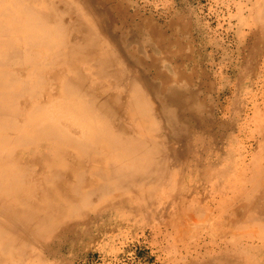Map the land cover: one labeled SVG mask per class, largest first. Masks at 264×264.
Masks as SVG:
<instances>
[{
    "label": "rangeland",
    "instance_id": "374dc122",
    "mask_svg": "<svg viewBox=\"0 0 264 264\" xmlns=\"http://www.w3.org/2000/svg\"><path fill=\"white\" fill-rule=\"evenodd\" d=\"M121 1L128 7L129 12L135 14L137 20H140L146 16H151L156 19H158L159 16L162 20H170V18H172L176 11H181V13H183L186 18H189L187 19V22L190 34L195 32V24H193L194 21L191 20L193 18L190 15L192 12L196 13V11L201 10L200 15H202L204 19L203 23H197L199 31L195 33L200 34V36H198V41L196 42L197 44L195 43V45L197 46V48H199V50H202L203 48V52L200 51V59L203 62L209 63L210 61H214L215 63V86L214 91H210L212 96H214V99L216 98L218 100V102H216L218 110L216 109L215 117L213 118V120L210 119L209 121V119L204 116L202 118L203 120L200 121L204 122L203 124H197L195 122L190 123L192 124L190 125L191 127L184 130V132L182 131L183 133H177L176 136L170 135V138L167 137V142L169 143V145H174L173 147L171 146V150H176L175 154L174 152L171 153V174L174 178H177V181L172 180L171 185L166 182L167 184H165V186H163V188L160 190L158 188H155L154 192L152 193L154 196L152 198L153 201H151L152 203H150L147 207L148 209L146 212L139 214L138 211L134 210L135 208L133 206L136 205V203H134V205L132 203L138 202V199L140 198L138 195L131 196V198L134 199L133 202L127 201V199L125 200L126 202L117 201V203L110 200H104L103 197L98 198L94 196L91 197L92 200L85 203V205L82 203L80 204V202H78L77 200L75 202L72 199H64L63 202L65 203L64 205L66 207H85V210L83 211L82 209L81 211H78L77 209H65L62 212L55 213L53 214V217L49 219V221H52L47 223L49 226L45 227L44 229H39L35 234H24L21 225L17 228L19 231L16 229V233L15 231L7 230L9 232H12V234L16 236L20 234L17 236V238H21L22 241L8 246V249L6 248L5 251L4 249H2L4 244L0 242V254L2 255H0V264H224L225 260H223L222 258L225 257L226 253L222 252V249L225 246V242L228 243V241H230L232 243L233 240L239 243V245H237V243H233L235 246L234 247L231 244L230 254L233 255L235 252H238L241 256H245L243 258L238 257L240 261L234 259V264H264V250H260L262 248L261 246L259 249L247 250L246 255H243L240 250H237L238 248L245 247L243 245H240L241 243L245 242L248 237V235L244 234L243 232L247 231L250 233L252 230L261 231L264 229V227L260 225L263 222H259V224L257 221H254L253 224L250 221V216L252 215L250 214V212L248 213L249 210H246L242 217H238L234 214V211L239 207H243L245 201L249 199L264 203V194H261V196L260 194L256 196L251 195L250 197L249 193L251 191L252 185L246 180V178L252 176L255 171L264 169V55L260 57L257 52L260 46L264 48V11L260 8V10H258L253 16L254 0H233L237 2H245H242V5L244 4L243 8L246 9L243 16L247 15L246 17H244L246 24L243 28V31L245 30L244 36H246V38L244 37L243 39V42L245 43L243 45L242 53L240 57H238V52L234 54L232 50L228 49L224 45L223 35H220V37L214 36L210 33V30L211 28H213V26L214 29L218 28L220 29V31H222L221 26L227 25L228 11L222 4L224 0H201V2L199 0H159V2L158 0H146L147 2H145V0ZM225 1L229 2L230 0ZM98 2L99 0H48V2L47 0H0V64L2 63L0 65V80L3 79V81H0V85L4 84L3 86H0V94L2 95L0 96L2 98L4 94V96L8 98H0V108L3 106L0 109V176L4 178L3 181L7 188V196L5 197L3 202L8 200L13 201V199L10 197V192H8V186L18 177H21L22 182H24L20 184V190L22 191V193L19 198L23 199L26 204L30 203L32 198L30 195H25V193L34 188L35 191H37L39 186L38 184L43 182L42 184L44 185L49 182L50 177H53L52 175L55 172L64 170L68 173V181L70 182L67 183V185L71 182L75 183L77 174L81 172L86 171V173H89L92 177H94L93 171H91L92 165L86 159H84L83 156L77 154V152H75L73 149L65 147H59L60 149L58 148V150H53L52 152L51 149L56 148L57 146L42 142L35 136V131L37 130L36 126L38 124L44 122L46 123L47 121L51 123L54 122V124L56 125L59 124V127L62 125L60 128H63V131L74 136H81L83 134L79 129L74 128V126L72 125V120L70 118L64 119L62 117V105L65 106V104L68 103L81 105L82 102L86 103V101L89 100L87 96L92 98L94 93L98 92L99 94V90H97L99 77L96 74L97 70L95 69L93 61L96 56L95 54L98 53L95 52V49L93 51V54L81 58V60L78 58L79 56L75 54L70 57V61L73 64L72 67H70L69 65L65 67V60H63L62 58H53L51 56L53 58L52 59L50 56H48L46 51H40L39 48H36V44L34 45V47L27 37V35L30 34L31 29L28 26L24 28L17 26L16 23L14 24V16H18V13L20 12L22 14V12L26 9H29L32 12H34L33 10L35 9L40 13L42 12L46 14H48L49 12L53 13L55 11L58 13L60 12V14L62 15L64 14V12L66 14L65 4H68V9L71 11H69L70 13L68 16H70L71 19H74L75 23L83 22L87 26V31L96 35V38L91 37L92 40L96 42L101 41L102 46L105 48L104 52L106 54H110L114 52L113 49L115 48V45H117L116 41L120 39V33L115 29V26L117 25L113 26L111 24V18L107 16V9L103 5H101L100 2ZM152 4L154 5V7ZM52 6L53 8H51ZM62 8L65 9L64 12H62ZM90 8L92 10H90ZM99 14L101 17L99 16ZM68 16H66L65 18H67ZM22 17H25L24 13L22 14ZM255 18L256 20H254ZM2 22H5L4 25ZM8 24L10 25L8 26ZM43 24L49 25L48 22H44ZM31 27L32 29L34 28V26ZM252 27L253 30L251 29ZM77 33L78 32H75L73 34ZM256 35L257 37L255 38ZM210 40L213 41L212 56L209 54V50H206V45L210 42ZM257 40H259V42H257ZM120 43L121 42H119V44ZM119 54L118 64L120 69L124 71L127 70V73H129L130 71L129 74L135 73L134 75H136L138 71L141 70L139 64L135 61H131L132 63L129 62L131 63L129 68L125 63L121 62V60H130V58H125L122 54ZM205 54H207V58ZM24 55L30 56H25V58ZM115 57L117 56L115 55ZM32 61L35 63H33ZM254 63L259 74L254 78L258 79L256 83H253L251 81L254 77L251 74ZM240 66H243V69ZM238 67L239 70L241 69L240 71L238 70ZM2 76H5V78H2ZM82 76L87 80L86 95L74 94L73 98H66L65 92L67 90L66 88H68L69 86V83H67L66 80L79 79ZM109 76L110 73L107 72L101 79L102 83L104 84V88L106 89L107 97L112 98L114 96H119L122 97L125 101L126 98H124V96H127L128 94L125 93L123 87L119 88L118 86L113 85L110 81ZM17 80H19V82H17ZM23 83L24 85H22ZM16 90L17 92H20L17 93ZM16 99H18V103H16ZM1 102H4L5 104L3 103V105H1ZM156 104L155 108L157 107L156 109L160 111L159 104ZM36 109L38 110L36 111ZM83 109L84 108L81 106V110ZM1 111H5L3 115H1ZM258 111L261 113H258ZM254 112L255 114H253ZM51 116L52 118H50ZM219 116H221L222 119ZM58 117L60 119L62 117L61 120L59 119L60 122H56L58 120ZM159 118L160 116H158L159 124L163 125L161 122V118ZM234 121H236V123ZM104 124L106 126V123ZM260 124L263 125L262 128L260 127ZM243 125L244 127H242ZM126 126L129 129L128 131L130 133L132 132L135 134L140 133L143 129L142 124L137 120L131 118L129 116V113H127ZM163 132L166 136L169 133V130L166 129L165 124ZM14 137L16 138V140L13 139ZM28 138L30 140H28ZM24 140L26 141L23 144ZM203 143L206 144H204L203 146ZM238 144L240 145L238 146ZM96 145L97 148L100 149V156L98 154L96 157L98 161L97 164H110L109 158L111 155V151L107 149L105 142L101 144L98 141ZM238 149L239 151H236ZM234 163L236 166L233 165ZM262 165L263 167H261ZM25 168L28 169L26 170ZM216 168H218V170ZM179 169L181 172H179ZM31 171L33 172V174ZM216 172H219V174H217ZM237 172H240V174H238ZM247 172L249 173L247 174ZM241 174H245V176L242 177ZM26 175H28V177ZM184 177L185 180H183ZM230 177L232 178V180ZM179 180L182 183H180ZM30 182L31 184H29ZM203 183L205 185V188H203ZM216 184L219 185L217 186ZM208 185L210 187L214 185V187L210 189ZM180 186L182 187L180 188ZM228 189L230 190V192ZM242 192H247L244 200H240V198H237V194H241ZM228 194L229 196H231L229 197ZM39 198L44 199L43 197ZM198 198L200 199V201ZM27 199L30 200L28 201ZM202 199H204V201ZM100 201L103 202L99 203ZM43 202V200H39L36 205ZM247 213L250 215H247ZM3 214L1 212L0 222L4 225L11 224L12 219L18 221L17 219L12 218L15 216L13 215V213L7 212ZM223 214H225L226 217ZM185 215L187 219H185ZM195 218L197 219L198 223L196 222V220H194ZM40 220L41 219H32V222L29 221V223L35 225L36 223L38 224V221ZM33 221H35V223H33ZM19 222L20 221H18V224ZM226 222H228L229 224ZM189 223L192 224L190 225ZM255 225L258 229L255 227ZM190 226L198 227H195L194 230V227L190 229ZM180 227H182V229ZM227 231H231L232 233H229L228 236L226 235L225 237H223V233ZM241 232L243 234H241ZM5 234L6 239H8V235L10 234L8 232H6ZM181 236L184 239H182ZM219 238L221 241L219 240ZM192 239H194L195 241ZM238 240H240V242H238ZM260 240L256 239V244L263 245L264 238L262 237ZM218 244H221V246L223 247L220 248ZM9 247L12 248V250ZM185 249H188V252ZM209 254L211 257L209 256ZM257 254L259 256H257ZM2 258L4 260H2ZM186 259H188V262ZM201 259L203 260L201 261ZM210 260L213 261V263H210Z\"/></svg>",
    "mask_w": 264,
    "mask_h": 264
},
{
    "label": "bare ground",
    "instance_id": "6f19581e",
    "mask_svg": "<svg viewBox=\"0 0 264 264\" xmlns=\"http://www.w3.org/2000/svg\"><path fill=\"white\" fill-rule=\"evenodd\" d=\"M199 1L201 2V0H199ZM47 2H48V0H47ZM99 2L101 5H103L107 9V16H109L111 18L110 19L111 24L113 26L117 25V26H115V29L120 33V39H118V41H116L117 45H115V48L113 49L114 52L110 53V54H106L104 52L105 48L102 46L101 41L96 42V41L92 40L91 37H95L96 35L93 33H89L87 31V26L83 22L75 23V20L71 19L70 16H68L69 13L71 12L68 9V4L67 5L65 4L66 14L64 12L65 9L64 8L61 9L62 12H64V14H62V15L60 14V12L58 13L55 11L53 13L49 12L48 14H46V13H42V12L40 13V12L36 11L35 9L33 10L34 12H32L29 9H26L22 12V14L23 13L25 14V17H22L21 12L18 13L19 14L18 16H14V19L16 21V22L14 21V24L16 23L17 26L24 27V28H26V26H28L31 29L30 34L27 35V37L29 38L28 40H30L31 44L33 46L36 44V48H39L40 51L41 50L46 51L48 56H50V57L51 56L53 58L57 57L59 59L62 58L63 60H65V63H64L65 67H67V65L72 67L73 64L70 61L71 56L77 54V56H79L78 58L81 60V58H84L90 54H93V51L96 49L95 52H97L98 54H95L96 56H95V59L93 61H94L95 69L97 70L96 74L99 77V82L97 83V90H99V94H98V92L94 93L92 98L87 96L90 101L88 100V101H86V103L82 102L81 105L70 104V103L65 104V106L62 105V109H63V112L61 111L63 113L62 117L64 119L70 118L72 120V125L74 126V128L79 129L83 133L81 136H74L72 134H69V133L63 131L62 130L63 128L62 129L60 128L62 125L59 127L58 126L59 124L56 125V124H54V122L51 123V122H47V121H46V123L44 122V123L38 124L36 126L37 130L35 131V133H36L35 136L38 139H40L42 142L49 144V145H56L57 146L56 148L51 149L52 152H53V150H58L59 147H63V148L65 147V148H71L75 152H77V154L83 156V158L86 159L92 165L91 171H93L94 177H92L89 173H86V171L81 172V173L77 174L75 183L71 182L70 184L67 185V183H69L70 181H68L69 176H68V173L66 171L62 170V171H58L55 173L53 172L54 173L52 175L53 177H50L49 182L46 181L47 183L44 185L42 184L43 182H41L40 184H38L39 186H38L37 191H35V188H34V189L29 190V192L25 193V195L26 194L30 195L32 198L31 202L26 204V202L23 199L19 198V196L22 193V191L20 190V186H21L20 184L24 183V182H22L21 177H18L16 180L11 182V184H9V186H8V188H9L8 192H10V197L13 199V201L8 200V201L3 202V200L7 196V194H6L7 188H6V185L3 181L4 178L0 176V214H1V212H2V214L7 213V212L13 213V215H15V216L12 218L20 221L18 224V221L12 219L11 220L12 223L9 225H4L3 223L0 222V242L4 244L2 247V249H4V251L6 250V248L8 249V246H11L14 243H19L20 241H22L21 238H17V236L20 234H18L16 236V235L12 234V232H9V231H15V233H16V229L20 225L22 226V230H23L24 234H26V235L35 234V233H37V231L39 229H44L45 227L49 226L47 223L52 221V220L49 221V219H51V217H53V214H55V213L62 212L65 209H72V210L77 209L78 211H81L82 209H83V211L85 210V207L84 208L66 207L64 205L65 203L63 202L64 199H72L75 202L77 200L78 202H80V204L82 203L85 205V203L92 200L91 197H94V196H96L98 198L103 197L104 200H107V201L110 200L112 202L117 203V201H125L127 199H128L127 201L133 202L134 199H132L131 196L132 195H138L140 197L138 199V202L132 203L133 205H134V203H136V205L133 206L135 208L134 210L138 211L139 214L146 212L148 209L147 207L149 206L150 203H152L151 201H153L152 198L154 196L152 193L154 192L155 188H158L160 190L163 188V186H165V184H167L166 182H168L169 185H171L172 180L177 181V178H174L171 174V171H172L171 153L174 152V154H175L176 150H174V151L171 150L172 145H169V143L167 142V137L170 138V135L176 136L177 133H179V134L183 133L184 130L191 127L190 125H192V124H190V123L195 122L197 124H203L204 122H200V121L203 120L202 118L204 116H206L209 119V121H210V119L213 120V118L215 117V112L217 109L216 102H218V100L215 98L216 99V101H215L214 96H212V94L210 93V91L211 92L214 91V86H215V80H214V77L216 76L215 63H214V61H210L209 63L203 62L200 59L201 58L200 51L203 52L202 45H201L202 50L201 49L199 50V48H197V46L195 45V43L198 41V36H200V34L195 33L197 31H199V28L197 27V23L198 24H199V22L203 23V19H204L202 17V15H200L201 10L196 11V13L192 12L190 15L193 18V19H191L192 21H194L193 24H195V30H194L195 32L190 34L189 29H188L189 28L188 22H187V19H189V18H186L184 16V14L181 13V11L180 12L176 11L174 15L172 14L173 16H172V18H170V20H164V19L162 20L159 16H158V19L153 18L151 16H146L140 20H137L135 14L129 12L128 7L121 0H99ZM145 2H147V1L145 0ZM158 2H159V0H158ZM242 2H244V1H242ZM242 2L241 1L237 2V1H233V0L226 2L224 0L222 2V4L225 6V8L228 11L227 25L221 26L222 31H220V29H218V28L214 29V26L210 30V33L213 34L214 36L223 35L224 45L228 49L232 50L234 54L236 52H238L239 53L238 57H240L242 50H243V45L245 43V42H243L244 41L243 39H244V37L246 38V36H244L245 30L243 31V28H244V25L246 24L244 17H246L247 15L243 16L246 9L243 8L244 4L242 5ZM20 4H18V5H20ZM253 4H254L253 16H254V14H256V12L258 10H260V8L264 11V0H254ZM54 5H55V3H54ZM82 6H83V4H82ZM159 6H161V5H159ZM153 7H154V5H153ZM51 8H53V6ZM51 8H50V10H51ZM57 10H60V9H57ZM90 10H92V9L90 8ZM14 13H16V12H14ZM250 14H249V16H250ZM12 15H14V14H12ZM93 15H95V14H93ZM105 15H106V13H105ZM66 16H68V17L65 18ZM99 16H100V14H99ZM255 17H256V15H255ZM5 18H9V17H5ZM4 20H6V19H4ZM254 20H256V18ZM12 22H11V24H12ZM44 22L45 23L48 22L49 25H44L43 24ZM4 23H3V25H4ZM9 25L10 24H8V26ZM31 26H34V28H33L34 30L32 29ZM47 26H49V27H47ZM54 26H55V28H54ZM251 29L253 30V27ZM75 32H78V33L73 34ZM12 34H14V33H12ZM256 37H257V35L255 36V38ZM259 38H260V36H259ZM193 39H194V42H193ZM2 42H1V44H2ZM119 42H121V43L119 44ZM257 42H259V40H257ZM258 49L259 50L257 52L260 55V57L263 56L264 55V50H263L264 48L260 46ZM206 50L207 51L209 50V54L211 56L213 55V41L212 40H210V42L206 45ZM118 54L119 55L122 54L125 58H128V57L130 58V60H128V59L121 60V62L125 63L129 68H130V64L135 61L139 64V67L141 70L138 71V73L136 75H134L135 73L129 74L130 71H129V73H127V70L124 71V70L120 69L119 64H118L119 63ZM224 54H225V52H224ZM115 55L117 57H115ZM205 55L207 58V54H205ZM25 56L26 55H24V57ZM28 56H30V55H28ZM28 56H26V57H28ZM6 60H7V57H6ZM6 60H5V62H6ZM129 62H131V63H129ZM16 63H18V62H16ZM24 63H25V61H24ZM33 63H35V62H33ZM10 64H12V63H10ZM239 65H241V64H239ZM248 65H246V66H248ZM128 67H127V69H128ZM250 67H252V66H250ZM238 70H239V67H238ZM263 71H264V69H263ZM107 72L110 73L109 77H110V81L112 82V84L115 86H118L119 88L123 87L125 93L128 94L127 96H124V98H126L125 101L122 97H119V96H114L112 98L107 97L106 89L104 88V84L102 83V80H101L103 78V75L106 74ZM219 74H217V75H219ZM232 74H230V75H232ZM251 74L254 76L251 81L253 83H256L258 79H254V78L256 76H258L259 74H258V70H257L255 63H254L253 69L251 71ZM2 78H5V76L4 77L2 76ZM81 78H83V76ZM81 78H79V79H67L66 80V82L69 83V86H68V88H66L67 90L65 92L66 98H69V99L73 98L74 94L86 95L87 80L84 78L83 79H81ZM1 80L3 81V79H1ZM20 80H22V79H20ZM5 81H7V80H5ZM17 82H19V80H17ZM2 84H3V82H2ZM3 85H0V86H3ZM22 85H24V83ZM227 88H229V87H227ZM256 88H257V86H256ZM22 90H24V89H22ZM25 90H27V89H25ZM250 90H252V89H250ZM2 92H4V91H2ZM16 92H17V90H16ZM18 92H20V91H18ZM258 93H259V91H258ZM5 95H6V93H5ZM1 96H0V98H1ZM226 96H228V95H226ZM3 97L6 98L4 96V94H3ZM3 97L1 99H3ZM255 97H257V96H255ZM262 98H263V95H262ZM6 99H8V98H6ZM16 100H17L16 103H18V99H16ZM250 100H253V99H250ZM153 101L159 104L160 111H158V109H156L157 107L155 108V106L157 104L154 103ZM3 103L4 102H1V105H3ZM241 104H243V103H241ZM81 106L84 108L83 110H81ZM18 108H19V104H18ZM248 108H250V107H248ZM5 109H6V107H5ZM15 110H13V111H15ZM37 110L38 109H36V111ZM5 111H1V115H3V113ZM127 113H129V116L131 118H133L134 120H137L138 122H140L142 124V128H143L142 131L140 133H137L139 135L132 133V132L130 133L128 131L129 129L126 126ZM258 113H261V112L258 111ZM253 114H255V112ZM53 116H55V115H53ZM158 116H160V118L162 120L161 122L163 125L159 124ZM248 116H250V115H248ZM62 117H61V119H62ZM219 117H221V116H219ZM50 118H52V116ZM55 119H56V117H55ZM59 119L60 118L58 117V120L57 121L55 120V121L60 122ZM221 119H222V117H221ZM252 119H254V118H252ZM44 120H46V119H44ZM256 120H254V121H256ZM236 121H237V119H236ZM236 121H234V122L236 123ZM104 123H106V126ZM164 124L166 125V129L169 130V133L167 136L163 132ZM188 124H189V126H188ZM242 127H244V125ZM251 127H252V125H251ZM260 127L262 128L263 125L260 124ZM106 128H107V130H106ZM255 128H256V126H255ZM246 138H248V137H246ZM13 139L16 140L15 137ZM28 140H30V139L28 138ZM25 141L26 140H24L23 144L25 143ZM98 141L101 144L103 142H105L107 149H109V151H111V155L109 158L110 164H106V165L101 164V163L97 164L98 161H97L96 157L100 152V149L97 148V145H96ZM31 142H32V140H31ZM247 142H248V140H247ZM204 144H206V143H203L202 145L204 146ZM26 145H28V144H26ZM26 145H24V146H26ZM239 145L240 144H238V146ZM255 146H256V144H255ZM231 148H232V146H231ZM208 149H209V147H208ZM233 150H234V148H233ZM8 151H6V152H8ZM236 151H239V149ZM240 152H241V150H240ZM99 156H100V154H99ZM235 156H234V159H235ZM176 159H177V155H176ZM206 160H208V159H206ZM255 160H257V159H255ZM175 164H177V163H175ZM257 164H258V162H257ZM233 165H235V163ZM261 167H263V165ZM216 169L218 170V168H216ZM243 171H244V168H243ZM175 172H176V170H175ZM179 172H181L180 169H179ZM204 172H205V170H204ZM237 173L240 174V172H237ZM248 173L249 172H247V174ZM32 174H33V172H32ZM217 174H219V172ZM26 176L28 177V175H26ZM241 176L244 177L245 174H241ZM231 177H232V175H231ZM228 178H229V176H228ZM87 179H89V180H87ZM183 180H185V177L183 178ZM231 180H232V178H231ZM246 180L249 183H251V185H252L251 191L249 193L250 197H251V195L256 196V195L260 194V196H261V194H264V169H259V170L255 171V173L252 176L246 178ZM238 182H240V181H238ZM86 183H88V184H86ZM180 183H182V182L180 181ZM220 183H221V181H220ZM29 184H31V182ZM29 184H27V185H29ZM208 184H209V182H208ZM204 186L205 185L203 183V188H205ZM181 187L182 186H180V188ZM212 187H214V185ZM212 187H210V189ZM192 189H195V188H192ZM229 192H230V190H229ZM225 195H227V194H225ZM237 195H238L237 198H240V200H244V197H246L247 192H242L241 194H237ZM228 196H229V194H228ZM39 197H43L44 199H41ZM39 200H43L44 202L36 205ZM202 200L204 201V199H202ZM232 200H233V198H232ZM199 201H200V199H199ZM101 202H103V201H100L99 203H101ZM74 204H76V203H74ZM99 205H101V204H99ZM139 205H141V206H139ZM181 205H182V202H181ZM108 206H111V205H108ZM91 207H92V205H91ZM236 210L234 211V214L238 217H242L244 215L245 211L249 210L248 213L250 212V214L252 215V216H250V221L253 224H254V221H257L258 223L263 222L262 224H260V223L259 224L264 227V203L249 199V200L245 201V204L243 205V207H239ZM220 211H221V209H220ZM205 213H207V212H205ZM248 213H247V215H250ZM231 214H233V213H231ZM223 215L225 216V214H223ZM168 217H170V216H168ZM185 217H186V215H185ZM207 218H209V217H207ZM32 219H41V220L38 221V224L36 223L35 225H33L32 223H29V221H31ZM185 219H187V217ZM220 219H222V218H220ZM179 220H180V217H179ZM194 220H196V222L198 223L196 218ZM198 220H200V219H198ZM204 220H206V219H204ZM223 222H224V220H223ZM33 223H35V221H33ZM226 223H228V222H226ZM50 225H51V223H50ZM188 225H187V227H188ZM250 226H251V224H250ZM182 227H180V228L182 229ZM193 227L190 226V229L193 228L195 230V227H198V226H193ZM255 227H256V225H255ZM51 228H55V227H51ZM7 230H9V231H7ZM6 232H8L10 234V235H8L9 236L8 239H6V237H5ZM229 233H232V232L231 231L224 232L223 237H225L226 235L228 236ZM243 233L248 235L246 241L240 244V245H243L245 247L237 249V250H240L243 255H246L247 250L259 249L260 246L262 247L260 250H262V251L264 250L263 249L264 244L263 245L256 244V239L260 240L262 237L264 238V229L261 231L252 230L250 233L247 231L243 232ZM243 233L241 232V234H243ZM180 234H181V232H180ZM241 237H242V235H241ZM243 238H244V236H243ZM182 239H184V238L182 237ZM192 240H194V239H192ZM219 240H220V238H219ZM260 241H262V240H260ZM176 242H177V240H176ZM238 242H240V240H238ZM233 243H237V242L234 240L232 241V243L230 241H228V243L225 242V246L222 249V252L226 253L225 257L222 258L223 260H225L224 264H234L235 260H239L238 257H241V258L245 257V256H241L240 253H238V252H235L233 255L230 254V245L232 244L234 246ZM218 245L220 246V248L223 247V246H221V244H218ZM237 245H239V243H237ZM205 246H207V245H205ZM10 249L12 250V248H10ZM11 250H9V251H11ZM209 251H210V249H209ZM24 252H26V251H24ZM220 254H219V256H220ZM211 255H213V254H211ZM209 256H210V254H209ZM257 256H259V255L257 254ZM187 257H188V255H187ZM2 260H4V259L2 258ZM186 260L188 262V259H186ZM202 260L203 259H201V261ZM209 262L213 263V261H211V260ZM256 263H257V261H256Z\"/></svg>",
    "mask_w": 264,
    "mask_h": 264
}]
</instances>
